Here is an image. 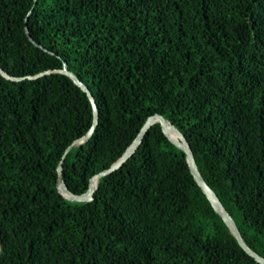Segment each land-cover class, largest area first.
I'll list each match as a JSON object with an SVG mask.
<instances>
[{
    "label": "trees",
    "instance_id": "16d2710c",
    "mask_svg": "<svg viewBox=\"0 0 264 264\" xmlns=\"http://www.w3.org/2000/svg\"><path fill=\"white\" fill-rule=\"evenodd\" d=\"M64 64L99 107L92 138L63 162L73 193L162 115L264 258V0H0V68L28 77ZM92 124L68 76L0 74V264H260L160 123L93 201L63 197L58 165Z\"/></svg>",
    "mask_w": 264,
    "mask_h": 264
},
{
    "label": "water",
    "instance_id": "95a60500",
    "mask_svg": "<svg viewBox=\"0 0 264 264\" xmlns=\"http://www.w3.org/2000/svg\"><path fill=\"white\" fill-rule=\"evenodd\" d=\"M26 33L29 37V39L34 42L30 36L29 30L26 28ZM52 72L61 73L66 76H68L70 79L73 80V82L78 85L83 91H85L91 101L92 107H93V124L89 131L81 138L76 140L65 152V155L63 156V159L58 165L57 173H58V179H57V188L63 197H65L69 201L73 202H91L94 198V193L97 190L98 187V181L100 178L105 177L107 175L112 174L113 172L119 170L124 166V164L135 154L139 146L141 145L143 138L145 134L148 132V130L155 124L160 123L161 128L164 132V134L168 137V139L176 145L178 148L184 151L186 155V160L189 165L190 171L196 180L199 187L202 189L208 200L211 202L213 208L216 210V212L222 217L228 228L230 229L231 233L234 235L240 246L250 255L252 256L257 262L260 264H264V258L259 256L256 252H254L243 240V237L234 221L232 216L228 213V211L225 209L224 205L220 201L219 197L216 195V193L207 185L205 180L203 179L198 165L196 163V160L194 158L191 146L189 142L187 141L186 137L182 134V132L175 127L172 123H170L167 119H165L162 115H154L147 119L144 126L140 130L138 136L134 140V142L127 148V150L124 152V154L115 162L113 163L108 169L96 174L93 176L89 181V188L88 190L83 194H75L73 193L68 186L65 183V180L63 178V162L65 159L66 154L68 151L73 147L77 146L79 144H83L88 142L94 132L95 129L99 123V107L96 103L95 97L90 91V89L81 82L74 73H72L67 67L66 64L63 65V68L60 70L55 71H45L42 73H39L35 76H28V77H12L8 75L3 69L0 68V74L5 77L6 79L12 80V81H22L24 79H37L44 75L50 74Z\"/></svg>",
    "mask_w": 264,
    "mask_h": 264
}]
</instances>
